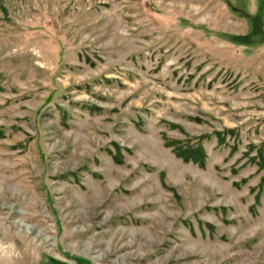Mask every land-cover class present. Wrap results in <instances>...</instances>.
<instances>
[{
    "label": "rangeland",
    "instance_id": "rangeland-1",
    "mask_svg": "<svg viewBox=\"0 0 264 264\" xmlns=\"http://www.w3.org/2000/svg\"><path fill=\"white\" fill-rule=\"evenodd\" d=\"M0 264H264V0H0Z\"/></svg>",
    "mask_w": 264,
    "mask_h": 264
},
{
    "label": "trees",
    "instance_id": "trees-1",
    "mask_svg": "<svg viewBox=\"0 0 264 264\" xmlns=\"http://www.w3.org/2000/svg\"><path fill=\"white\" fill-rule=\"evenodd\" d=\"M235 42H239L238 38L234 40Z\"/></svg>",
    "mask_w": 264,
    "mask_h": 264
}]
</instances>
